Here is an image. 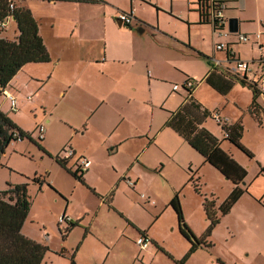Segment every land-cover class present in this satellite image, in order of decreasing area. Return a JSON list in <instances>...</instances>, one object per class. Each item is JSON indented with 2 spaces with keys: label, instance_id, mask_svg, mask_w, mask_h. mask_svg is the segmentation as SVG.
Segmentation results:
<instances>
[{
  "label": "crops",
  "instance_id": "0c3cea01",
  "mask_svg": "<svg viewBox=\"0 0 264 264\" xmlns=\"http://www.w3.org/2000/svg\"><path fill=\"white\" fill-rule=\"evenodd\" d=\"M13 3L31 10L50 61L23 66L7 85L17 96L18 110L12 111L3 96L0 109L37 141L40 126H45L40 149L51 162L44 171L55 187L47 183L65 200L57 221L65 214L76 222L55 247L45 239L48 234H34L31 206L22 233L49 247L42 264H60L61 259L69 264L72 258L76 264H111L110 259L118 256L143 263L144 257L161 251L178 263L186 258L184 264H254L257 256L250 245L264 241V190L246 182L247 192L221 216L206 244L191 252L172 199L178 194L187 225L203 238L210 225L205 199L219 209L235 185L167 122L180 112L219 140L223 137L221 147L233 156L223 146L229 140L213 114L219 113L229 124H242L233 107L238 102L231 98L242 81L229 73L227 52L217 51L215 43L228 42L230 50L248 60L258 57L259 45L215 33L213 25L202 20L196 0ZM121 11L133 15L130 26L118 20ZM226 15L238 18L240 32H259L264 0H229ZM10 20L13 29L8 31V23L2 35L15 40L19 30L13 17ZM212 59L221 65L215 66ZM208 77L234 84L223 94L207 82ZM187 80L193 82L191 90L183 87ZM175 84L180 85L178 90L173 89ZM252 101L253 94L248 110ZM67 147L75 152L67 162L71 171H78L81 157L91 161L83 172L84 183L56 160ZM14 150L18 158L26 159L27 151ZM3 164L20 170L8 159ZM53 171L62 174L60 184L52 180ZM47 183L39 184L40 189L51 187ZM222 224L228 232L225 237L216 232ZM142 234L151 238L146 249L136 243ZM217 236L234 239L236 249L218 252ZM238 245L243 246L240 252Z\"/></svg>",
  "mask_w": 264,
  "mask_h": 264
},
{
  "label": "trees",
  "instance_id": "16d2710c",
  "mask_svg": "<svg viewBox=\"0 0 264 264\" xmlns=\"http://www.w3.org/2000/svg\"><path fill=\"white\" fill-rule=\"evenodd\" d=\"M11 2L14 0H0V21L13 17L17 23L19 35L15 40H11L3 37V31H0V98L3 96V90L7 88V85L23 66L29 63L50 61L49 51L39 32V23L31 10L15 3L14 8H11ZM207 82L223 94L227 93L234 84L231 81L216 83L211 77H208ZM242 84L247 85L253 94L250 110L259 115L260 113L255 107L254 89L245 81H242ZM167 124L180 132L205 157L207 162L217 168L235 185L219 209H215L214 201L205 199L204 206L210 225L203 238H198L187 225L178 194L172 199L171 205L177 213L181 232L192 243L191 252H193L202 244H206L205 238L211 235L213 228L220 222L221 216L227 214L239 198L247 192V188L243 186L247 170L221 147V140L206 128L200 127L197 123L194 124L185 118L180 112L173 116ZM222 128L229 132L226 139L252 156V153L241 143L243 134L241 123L229 124L222 126ZM24 138L33 141L42 149L39 142L42 139H38V141L34 139L30 133L21 129L8 114L0 109V167L4 166L2 157L10 144ZM56 160L84 183L83 173L67 168L68 159L57 155ZM262 171L264 172V167ZM32 181L40 185L44 182L47 183L44 178L40 179L38 176H34ZM7 184L8 188L0 191V264H42L49 247L26 237L22 233L23 225L31 208L28 193L29 183ZM49 185L54 188L51 184ZM58 224L62 237L65 238L67 232L76 225V222L71 220L65 227H62L60 222ZM185 260L186 258L179 264H184ZM71 264H76L74 258L71 259Z\"/></svg>",
  "mask_w": 264,
  "mask_h": 264
},
{
  "label": "rangeland",
  "instance_id": "374dc122",
  "mask_svg": "<svg viewBox=\"0 0 264 264\" xmlns=\"http://www.w3.org/2000/svg\"><path fill=\"white\" fill-rule=\"evenodd\" d=\"M8 23V31H11L13 29V21L9 19ZM251 97V90L249 91L248 88L244 87V85L241 83L238 86H235L231 92V98L237 100L238 102L236 106L233 105L234 109L236 110V117L238 118V121L242 122L243 125L241 143L252 153V156L248 155L244 150L232 144L230 141V143L224 141L223 146L226 150H230V153H232L234 156L233 158L246 168L247 176L244 182L247 184L251 183L253 188H263L264 190V172L262 171V168L264 167V113L258 115L248 110ZM25 119L29 124H33L32 119L28 115L25 116ZM221 140L223 141V137ZM16 142L17 143L15 144L14 142L10 144L5 152L7 157L5 155L2 157V160L3 162H6L7 159L10 160L12 164L19 167L22 171H15L14 169L12 171L10 166L7 165H4L3 168H0V190L6 188V186H8L7 183H12L15 181L28 182V193L30 196L31 206H33L32 215L35 217V223L29 225H31L34 234H37L38 237H42V235L47 236L48 234L47 238L45 237V239H49L52 245L57 247L62 242V236L60 235V229H58L59 221H57L56 216H58V213H60V211L64 208V197L60 193L56 192L52 187L44 185L40 189L39 184L32 181V178L35 176V174H37L38 176L41 175L42 177H45L47 182L52 184L49 173L44 171L45 167H51V162L48 160L49 158L42 154L40 147L34 142H30V140L21 143L20 141L16 140ZM15 147H19L20 149L27 151V153H25L26 159H21L16 156L14 153L16 152L14 150ZM60 175L62 174H56L53 171L52 180L60 184ZM69 186L71 187V184L68 185V187ZM216 232H220L222 237H225L228 234L226 225L222 224L218 230H216ZM217 237L218 244L216 249L218 252L229 253L234 250L236 245H234V239L225 241V239L222 237ZM239 245H242V243L240 242ZM250 246L257 256L256 262L254 264H264V258L260 257L264 252V241H256ZM242 249L243 246H239V252ZM110 260L111 264H132V259L122 258L120 256L112 257ZM65 261L66 260L61 259L60 264H67V261ZM69 264H71V262ZM133 264L179 263L178 261L173 260L172 257L167 253L161 251L156 257H151V255H148L144 257L143 263L138 261Z\"/></svg>",
  "mask_w": 264,
  "mask_h": 264
},
{
  "label": "built area",
  "instance_id": "2783aa9c",
  "mask_svg": "<svg viewBox=\"0 0 264 264\" xmlns=\"http://www.w3.org/2000/svg\"><path fill=\"white\" fill-rule=\"evenodd\" d=\"M229 0H196L199 12L201 13V18L204 22L213 25L215 33L222 37H228L229 35H236L238 43L246 44L255 42L259 45L260 54L258 57L253 59H243L235 54L234 51L229 49V43L226 41H218L215 43V49L217 51H226L227 58L226 62L232 64V68H229V73L241 81H245L254 89L255 93V107L256 110L264 113V23L262 24V29L256 33H243V32H231L229 30V18L226 15L228 9ZM10 7L14 8V3H10ZM11 17L0 21V31L7 28L8 21ZM118 20L123 24L130 26L133 23L134 17L130 12L121 11L118 13ZM215 66L221 65V61L212 59ZM183 87L191 90L193 88V82L187 80L183 83ZM180 88L179 84L173 86L174 90ZM3 97H5L11 106L12 111L18 110V99L17 96L9 91L7 88L3 90ZM31 95L29 99H31ZM214 119L221 124V126L229 125L227 118L221 116L219 113L215 112L213 114ZM225 137L229 136L228 130H224ZM45 126L41 125L39 128V139L44 138ZM21 140V139H19ZM65 154L61 158L68 159L74 156L75 152L73 149L67 147L64 150ZM91 161L86 157H81L78 162V171L83 173L90 166ZM129 185L133 186L134 182L129 181ZM71 221V219L62 214L59 218V222L63 225ZM136 243L142 248L146 249L151 244V238L146 234H142L136 241Z\"/></svg>",
  "mask_w": 264,
  "mask_h": 264
},
{
  "label": "water",
  "instance_id": "95a60500",
  "mask_svg": "<svg viewBox=\"0 0 264 264\" xmlns=\"http://www.w3.org/2000/svg\"><path fill=\"white\" fill-rule=\"evenodd\" d=\"M229 30L231 32H239L240 31L238 18L232 17L229 19Z\"/></svg>",
  "mask_w": 264,
  "mask_h": 264
}]
</instances>
